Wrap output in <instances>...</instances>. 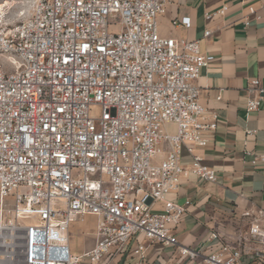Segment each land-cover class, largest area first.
<instances>
[{
  "label": "built area",
  "instance_id": "2783aa9c",
  "mask_svg": "<svg viewBox=\"0 0 264 264\" xmlns=\"http://www.w3.org/2000/svg\"><path fill=\"white\" fill-rule=\"evenodd\" d=\"M168 1L34 0L24 20L0 24V264H101L134 236L191 264H264L263 211L243 214L235 243L212 232L205 249L189 248L174 234L191 203L168 195L191 176L217 181L200 157L181 160L185 145H208L217 116L206 122L196 85L214 56L201 40L161 36ZM248 91L251 114L264 87L253 79ZM87 217L95 244L77 255L72 228Z\"/></svg>",
  "mask_w": 264,
  "mask_h": 264
},
{
  "label": "crops",
  "instance_id": "0c3cea01",
  "mask_svg": "<svg viewBox=\"0 0 264 264\" xmlns=\"http://www.w3.org/2000/svg\"><path fill=\"white\" fill-rule=\"evenodd\" d=\"M263 1L169 0L166 12L158 20L162 37L201 40L202 51L214 56L196 85L200 89V102L206 108L205 120L212 122L216 115L217 128L206 134L209 140L206 147L185 145L181 160L183 165H189L194 157H200L204 165L216 171L217 181L203 182L191 176L168 195L173 202L191 203L174 228L182 246L205 249L212 232L235 243L248 231L243 214L264 212V162L251 165L253 158L264 156V98L259 111L246 112L249 82L259 79L264 87V20L256 21L248 12L249 7H254L258 15L264 16ZM225 5L229 10L224 17L205 20L207 13ZM183 18H190V28L173 24ZM246 19L250 20L249 26H245ZM207 30L211 35L204 38ZM95 228L94 217L74 224L71 237L87 238L85 246H71L75 254L81 255L94 247ZM140 244L146 246L142 257L135 254ZM101 264L191 263L171 248L134 236L121 251H112Z\"/></svg>",
  "mask_w": 264,
  "mask_h": 264
},
{
  "label": "rangeland",
  "instance_id": "374dc122",
  "mask_svg": "<svg viewBox=\"0 0 264 264\" xmlns=\"http://www.w3.org/2000/svg\"><path fill=\"white\" fill-rule=\"evenodd\" d=\"M8 3L0 14V24H14L24 20L32 11L34 0H0V4ZM112 29V28H111ZM99 114V110L93 112ZM87 243L86 237L76 235L71 237V246L83 247Z\"/></svg>",
  "mask_w": 264,
  "mask_h": 264
},
{
  "label": "bare ground",
  "instance_id": "6f19581e",
  "mask_svg": "<svg viewBox=\"0 0 264 264\" xmlns=\"http://www.w3.org/2000/svg\"><path fill=\"white\" fill-rule=\"evenodd\" d=\"M6 5H8L7 2L4 3V4H0V14H1V12L3 11V9H4V7H5Z\"/></svg>",
  "mask_w": 264,
  "mask_h": 264
}]
</instances>
